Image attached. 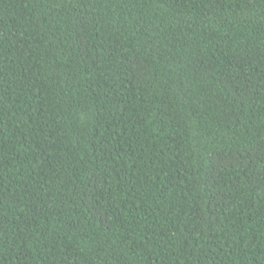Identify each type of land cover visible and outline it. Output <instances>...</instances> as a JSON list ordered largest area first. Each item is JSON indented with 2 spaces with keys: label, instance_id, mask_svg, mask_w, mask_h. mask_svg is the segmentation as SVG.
Segmentation results:
<instances>
[{
  "label": "trees",
  "instance_id": "trees-1",
  "mask_svg": "<svg viewBox=\"0 0 264 264\" xmlns=\"http://www.w3.org/2000/svg\"><path fill=\"white\" fill-rule=\"evenodd\" d=\"M0 264H264V0H0Z\"/></svg>",
  "mask_w": 264,
  "mask_h": 264
}]
</instances>
